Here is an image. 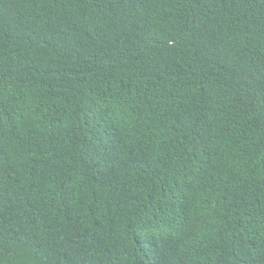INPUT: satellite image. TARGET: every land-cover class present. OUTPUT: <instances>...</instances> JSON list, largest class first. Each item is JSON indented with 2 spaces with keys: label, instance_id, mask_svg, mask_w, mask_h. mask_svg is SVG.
<instances>
[{
  "label": "trees",
  "instance_id": "trees-1",
  "mask_svg": "<svg viewBox=\"0 0 264 264\" xmlns=\"http://www.w3.org/2000/svg\"><path fill=\"white\" fill-rule=\"evenodd\" d=\"M0 264H264V0H0Z\"/></svg>",
  "mask_w": 264,
  "mask_h": 264
}]
</instances>
